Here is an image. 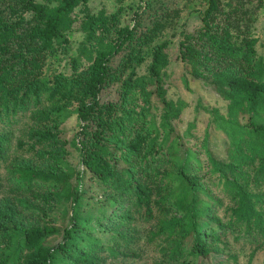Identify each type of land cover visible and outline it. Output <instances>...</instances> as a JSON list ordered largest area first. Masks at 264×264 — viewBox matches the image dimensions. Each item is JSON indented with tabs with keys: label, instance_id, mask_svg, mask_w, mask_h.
Returning a JSON list of instances; mask_svg holds the SVG:
<instances>
[{
	"label": "trees",
	"instance_id": "1",
	"mask_svg": "<svg viewBox=\"0 0 264 264\" xmlns=\"http://www.w3.org/2000/svg\"><path fill=\"white\" fill-rule=\"evenodd\" d=\"M95 1L0 0V264H254L264 0Z\"/></svg>",
	"mask_w": 264,
	"mask_h": 264
},
{
	"label": "rangeland",
	"instance_id": "2",
	"mask_svg": "<svg viewBox=\"0 0 264 264\" xmlns=\"http://www.w3.org/2000/svg\"><path fill=\"white\" fill-rule=\"evenodd\" d=\"M93 7L96 8H107L109 10H114L116 8V4L114 0H96L92 3ZM196 24H198V19L196 17H192L190 20H188V28L189 30L192 29ZM257 36L260 38V45H259V51L261 54L264 55V13L262 14L258 24H257ZM81 39L80 34L76 33L74 35V41H78ZM175 41L177 39H174ZM175 45V44H174ZM172 65L170 68L171 73V88H170V97L177 100L182 99L190 104V108L186 111L185 117H184V123L180 126V130L183 131L186 129L188 122L194 120L195 118V112L194 107L197 103L203 102L205 105L208 106H214V107H225L222 100L215 95L214 93L205 90L202 87V84L190 81L189 83H185L184 81V69L183 65L179 60L177 59L178 54L176 51V45L172 48ZM200 128H204L206 125L207 117L202 114L199 117ZM68 137L73 138L75 131L77 129V120L76 117L73 116L66 124ZM229 264V263H227ZM231 264V263H230ZM242 264H247L246 259H242ZM254 264H264V252H259L254 260Z\"/></svg>",
	"mask_w": 264,
	"mask_h": 264
}]
</instances>
